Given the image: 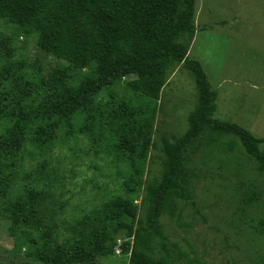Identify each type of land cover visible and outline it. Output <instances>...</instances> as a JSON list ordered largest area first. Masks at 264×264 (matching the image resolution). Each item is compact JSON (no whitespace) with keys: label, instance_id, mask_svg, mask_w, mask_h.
Returning <instances> with one entry per match:
<instances>
[{"label":"trees","instance_id":"1","mask_svg":"<svg viewBox=\"0 0 264 264\" xmlns=\"http://www.w3.org/2000/svg\"><path fill=\"white\" fill-rule=\"evenodd\" d=\"M196 4L0 0V232L13 246L0 264H101L118 248L127 264H208L172 242L164 220L179 224L184 208L200 211L197 185L206 174L196 161L207 165L225 138H235L225 148L239 147L258 173L264 152L246 129L215 118L218 94L189 55ZM30 38H36L33 56ZM49 58L56 62L51 70L44 68ZM181 65L195 81L197 106L187 131L163 135L158 147L162 93ZM80 139L93 143L87 150ZM64 150L70 154L54 156ZM157 151L155 173L150 163ZM92 153L105 162L94 167L96 175L122 176L121 193L95 185L99 206L69 224L62 217L69 204L63 165ZM243 188L236 214L263 208L257 231L263 252L255 264H264V190L253 183ZM83 193L82 187L86 200Z\"/></svg>","mask_w":264,"mask_h":264},{"label":"rangeland","instance_id":"2","mask_svg":"<svg viewBox=\"0 0 264 264\" xmlns=\"http://www.w3.org/2000/svg\"><path fill=\"white\" fill-rule=\"evenodd\" d=\"M195 24L197 33L189 55L203 66L218 94L215 118L246 129L254 138L261 140L259 150L264 152V0H197ZM4 31L10 32L9 27ZM30 39L28 52L33 56L38 53L36 38ZM20 42H23L22 38ZM55 66L53 58L45 61V69L51 70ZM171 72L162 93L163 110L157 118L158 147H161L163 135L181 137L187 131L188 117L197 106L198 92L192 75L182 65ZM80 140V145L87 150L93 143ZM234 140L233 137L225 138L223 148H219L220 152H216L207 165L196 161L198 171L206 174L204 179H198L197 185L200 211L184 208L179 224L168 218L164 220L170 240L208 264H255L263 252L257 232L263 208H250L243 217L240 212L236 214V209L243 185L253 183L264 190V173L257 172L256 165L239 147L233 151L225 148ZM93 147L101 148L97 144ZM62 153L70 154L64 150L54 156ZM159 154V151L155 152L150 163L155 173L160 166ZM55 157L53 163L56 162ZM104 164L100 158L94 157V153L79 163L65 161L63 169L69 183L63 198L69 203L62 216L65 222L71 224L99 206L100 200H93L97 191L95 185H106L113 193H121L118 182L122 176L112 179L96 175L94 167ZM112 172L117 174L114 166ZM91 179L92 183H88ZM82 187L86 200L79 197ZM231 220L234 225H231ZM67 227L64 232H67ZM2 228L8 231L9 226L6 224ZM8 239L0 232V256L3 251L12 250V240ZM101 264L127 262L116 254L103 259Z\"/></svg>","mask_w":264,"mask_h":264},{"label":"clouds","instance_id":"3","mask_svg":"<svg viewBox=\"0 0 264 264\" xmlns=\"http://www.w3.org/2000/svg\"><path fill=\"white\" fill-rule=\"evenodd\" d=\"M126 79H127V78L125 77L124 80H126ZM120 243H122V242H120ZM119 245H120V244H119ZM120 252H121V251H120V249L118 248V249L116 250V254L118 255V254H120Z\"/></svg>","mask_w":264,"mask_h":264}]
</instances>
